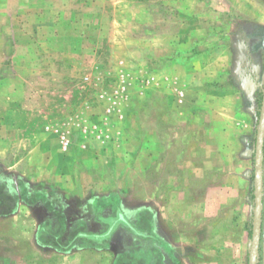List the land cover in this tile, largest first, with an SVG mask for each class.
Returning <instances> with one entry per match:
<instances>
[{
    "label": "rangeland",
    "instance_id": "1",
    "mask_svg": "<svg viewBox=\"0 0 264 264\" xmlns=\"http://www.w3.org/2000/svg\"><path fill=\"white\" fill-rule=\"evenodd\" d=\"M263 66L264 0H0V258L247 264Z\"/></svg>",
    "mask_w": 264,
    "mask_h": 264
},
{
    "label": "water",
    "instance_id": "2",
    "mask_svg": "<svg viewBox=\"0 0 264 264\" xmlns=\"http://www.w3.org/2000/svg\"><path fill=\"white\" fill-rule=\"evenodd\" d=\"M263 142H264V66H263L261 113L256 127L255 144H254V205H253L252 227H251L247 264H256V257L259 247L261 207H262V184H263V167H262Z\"/></svg>",
    "mask_w": 264,
    "mask_h": 264
},
{
    "label": "crops",
    "instance_id": "3",
    "mask_svg": "<svg viewBox=\"0 0 264 264\" xmlns=\"http://www.w3.org/2000/svg\"><path fill=\"white\" fill-rule=\"evenodd\" d=\"M45 180H49V179H45ZM47 185L49 186V188L51 189V187H52V184L51 183H47ZM191 210H196L197 212H198V214L200 213V216H202V215H204V200H201L200 202H199V204L197 205V207H194L193 209H186V211H185V213L186 212H191ZM190 216H192V214H190ZM201 220H200V224H199V226H198V230H196L197 231V233H196V236L199 238V234H201V239L204 241V218H200ZM35 221H36V225L34 226V234H33V237H34V239L36 240V237H37V239H38V232H40V227H41V223H45L44 221H42V220H38V218L36 217V219H35ZM186 223L188 222V220H186L185 221ZM199 238V239H200ZM35 242V241H34ZM16 244V243H15ZM31 244H33L34 245V243L33 242H31ZM193 245V244H192ZM32 245H30V247H31ZM35 246V245H34ZM12 247V246H11ZM189 247V246H188ZM72 248H75V245H73V247ZM10 249H14L15 251H17V252H21V251H23L22 250V247L21 246H16L15 245V248H10ZM54 249L55 250H57V251H61L62 252V250H63V248H62V250H58L57 248H55L54 247ZM186 249H187V247H186ZM27 250V249H26ZM187 251H188V254H186L185 253V256L187 257V256H189V253H190V249H187ZM202 253H204V252H201L198 256H202ZM188 258V261H189V264H193V258L192 257H187ZM5 264V260H3V259H1L0 258V264ZM9 263H10V260H9Z\"/></svg>",
    "mask_w": 264,
    "mask_h": 264
}]
</instances>
